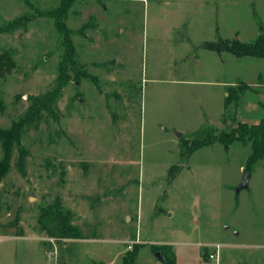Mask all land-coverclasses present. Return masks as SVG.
<instances>
[{"label":"rangeland","instance_id":"rangeland-1","mask_svg":"<svg viewBox=\"0 0 264 264\" xmlns=\"http://www.w3.org/2000/svg\"><path fill=\"white\" fill-rule=\"evenodd\" d=\"M62 2L0 0V54L14 61L0 77V130L58 84L65 47L46 13ZM65 23L77 65L55 115L4 165L0 139V264H123L137 235L153 244L136 264H166L155 256L175 254L166 242L177 264H264V158L248 165L251 142L196 148L264 118V58L202 46L264 34V0H75ZM45 211L82 237L51 236Z\"/></svg>","mask_w":264,"mask_h":264},{"label":"trees","instance_id":"trees-1","mask_svg":"<svg viewBox=\"0 0 264 264\" xmlns=\"http://www.w3.org/2000/svg\"><path fill=\"white\" fill-rule=\"evenodd\" d=\"M75 0H63L61 7L50 10L46 14L55 18L57 29L63 36V43L65 52L60 69L59 81L57 86L51 91L35 96L32 98L31 105L27 109L23 117L14 122L9 129L0 130V139L2 140L4 148V157L2 159V165L8 164L11 160L12 150L15 145H20L21 137L23 133L32 125L38 127V123L43 116L44 112L50 115H55V105L60 97L64 85L67 83V71L72 65H77L75 56V47L72 41V30L69 29L65 23L66 11L72 5ZM99 3H103V0H97ZM10 29V27L0 26V34ZM202 46L208 50L216 51L218 53L230 52L236 57H259L264 58V34L259 36L249 43H244L239 40L229 42L223 38H218L216 41H205ZM14 67V61L12 53L10 51H4L0 54V77H5L11 69ZM247 87V86H246ZM239 99V96H236ZM231 100L226 98L225 104L229 105ZM4 110V104L0 100V112ZM57 117V116H56ZM215 141H221L226 148H229L234 142L247 143L251 142L252 152L248 158V165L252 166L258 161L264 158V118L255 124H248L247 122H240L238 126L234 127L230 131H222L221 134L215 138L208 136L206 139H202L196 146V148L209 146ZM25 154H21L20 165L23 168L25 164ZM249 171V170H247ZM55 215V226L49 227V225L43 224V228L53 237L56 238H72L80 239L82 237L81 231L78 227L74 226L68 219L60 212L53 214V211L44 212L41 215V219L53 217ZM139 246L134 247L132 250L127 251L123 258V264H136ZM163 262L166 264H177L174 252L170 248V252L162 253ZM104 264V263H100Z\"/></svg>","mask_w":264,"mask_h":264},{"label":"crops","instance_id":"crops-1","mask_svg":"<svg viewBox=\"0 0 264 264\" xmlns=\"http://www.w3.org/2000/svg\"><path fill=\"white\" fill-rule=\"evenodd\" d=\"M226 228H229V227L227 226ZM236 234H238V232H236ZM137 236L136 237H132L131 239L128 240L131 244L128 245V247L126 248V251L124 253L120 254V256L122 258V261H123V258L125 256V254L127 253V251L131 250L133 244H142L139 247V252H140V249H143L145 246L153 244L152 241H142L141 239L139 240ZM166 243H168V245H172L173 246L174 251H175V255H176V260H178L179 252H178L177 246L174 243H172V242H166ZM139 252H138L137 260L139 258ZM216 261L218 263V260H216ZM100 262L105 263L103 261H100ZM105 264H107V263H105Z\"/></svg>","mask_w":264,"mask_h":264},{"label":"water","instance_id":"water-1","mask_svg":"<svg viewBox=\"0 0 264 264\" xmlns=\"http://www.w3.org/2000/svg\"><path fill=\"white\" fill-rule=\"evenodd\" d=\"M178 135L181 136V133H178ZM250 179H251V172L245 171L240 184L236 187V192L239 193L243 189L249 188ZM155 256L160 260H163L164 258L161 251L156 252Z\"/></svg>","mask_w":264,"mask_h":264},{"label":"built area","instance_id":"built-area-1","mask_svg":"<svg viewBox=\"0 0 264 264\" xmlns=\"http://www.w3.org/2000/svg\"><path fill=\"white\" fill-rule=\"evenodd\" d=\"M216 248H217L216 249V252L215 253H211L210 254V258H213V259H217L218 260L221 246L220 245H217Z\"/></svg>","mask_w":264,"mask_h":264}]
</instances>
